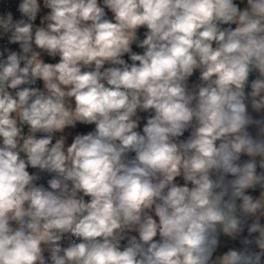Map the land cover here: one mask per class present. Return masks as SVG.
<instances>
[{
	"label": "clouds",
	"instance_id": "clouds-1",
	"mask_svg": "<svg viewBox=\"0 0 264 264\" xmlns=\"http://www.w3.org/2000/svg\"><path fill=\"white\" fill-rule=\"evenodd\" d=\"M0 264H264V0H0Z\"/></svg>",
	"mask_w": 264,
	"mask_h": 264
}]
</instances>
